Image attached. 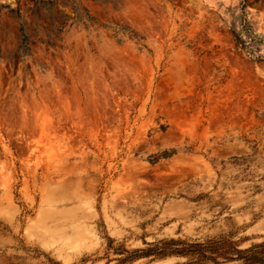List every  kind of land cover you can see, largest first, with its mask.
Listing matches in <instances>:
<instances>
[{
	"label": "rangeland",
	"instance_id": "obj_1",
	"mask_svg": "<svg viewBox=\"0 0 264 264\" xmlns=\"http://www.w3.org/2000/svg\"><path fill=\"white\" fill-rule=\"evenodd\" d=\"M232 30L264 56V0H0V264H264V60Z\"/></svg>",
	"mask_w": 264,
	"mask_h": 264
},
{
	"label": "trees",
	"instance_id": "obj_2",
	"mask_svg": "<svg viewBox=\"0 0 264 264\" xmlns=\"http://www.w3.org/2000/svg\"><path fill=\"white\" fill-rule=\"evenodd\" d=\"M98 1L99 2L108 3V2H112L114 0H98ZM35 2L42 3V0H40V1L39 0H35ZM119 26L124 31V33L127 34L128 38H130V39H132L134 41H137L139 38H142L141 36H139L133 30H129L127 28V26H122V25H119ZM20 31H21V35H25L23 25H20ZM232 32H233V35L235 37L236 43L238 45H240L241 47L245 48L246 51L249 54L257 55V56L261 57L262 60H264V56L263 55H260V54L258 55L255 52V50L259 47V45H257V41H261V39L257 40V37L255 35L251 34V33L246 34L245 39H243L240 31L237 32L235 30H232ZM255 45H256V47H255ZM252 47H254V48H252Z\"/></svg>",
	"mask_w": 264,
	"mask_h": 264
}]
</instances>
